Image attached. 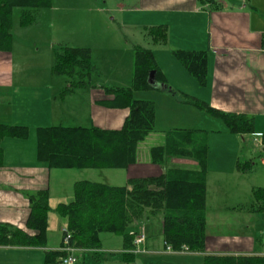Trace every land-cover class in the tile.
<instances>
[{"label":"crops","instance_id":"obj_1","mask_svg":"<svg viewBox=\"0 0 264 264\" xmlns=\"http://www.w3.org/2000/svg\"><path fill=\"white\" fill-rule=\"evenodd\" d=\"M121 1L123 7L119 9L123 10L122 19L126 26L131 23L148 28L167 26V41L153 40L156 47L147 48L153 51L164 80L172 84L171 89L201 99L221 111L247 115L253 118V130L244 134L233 132L221 118L209 114L222 121L216 129L209 133L206 131L209 152L216 137H219L222 147L215 163L213 159L211 161L212 152H208L211 165L207 171V238L203 252L169 250L163 235V217L158 215L135 221V231L143 230L141 226L145 222L148 227L147 239L135 255L122 235L102 232L101 246L79 248L75 264L81 256L83 264L88 259L98 264H205L207 255L264 256V236L258 237L251 227L252 221L264 217V137L255 136L264 134V0H215L214 3L201 0ZM145 33L148 34L147 31ZM179 49L206 51L205 83L201 84L177 57L175 52ZM215 49L227 51L216 53ZM3 56L5 62L2 64ZM9 59L8 52H0V80L14 89L23 78H19ZM68 86V82L64 85H41L43 94L35 92L19 106L10 103L0 108V123L27 126L30 135L36 136L35 145L31 142L26 144L27 137L5 136L0 141V222L29 233L34 231L26 226L29 215L27 193L47 189L49 205L54 209L58 203L72 199L74 183L78 180L122 186L131 177L156 176L164 170L151 160L150 149L164 144L166 132L170 130L160 132L156 128L140 143L137 160L128 167L49 168L40 161L37 157L38 127L60 125L120 129L130 113V109L121 103L115 106L105 103H112L114 99V95L107 93L105 88L120 85L82 84L71 89ZM150 89L161 93L157 97H164L162 99L173 97L163 86ZM150 89L135 91V98H150L141 95L142 91ZM14 91L0 92V99ZM174 99L179 101L175 96ZM174 129L202 128L177 127L171 130ZM178 158L181 157L172 158L168 164ZM183 159L180 161L198 167L196 160ZM74 171L83 177L75 176L74 173L78 172ZM255 190H260V198ZM156 218L162 219L157 222V229L151 221ZM63 225L65 219L54 210L49 211L45 243L34 246L0 243V264H47L46 252L60 249ZM262 225L264 227V222ZM215 226L217 229H213Z\"/></svg>","mask_w":264,"mask_h":264},{"label":"trees","instance_id":"obj_2","mask_svg":"<svg viewBox=\"0 0 264 264\" xmlns=\"http://www.w3.org/2000/svg\"><path fill=\"white\" fill-rule=\"evenodd\" d=\"M215 0H201L213 2ZM51 6V0H0V50L8 52L11 44V11L21 7L22 23L31 20L32 12ZM155 42L168 38L166 25H156L147 32ZM135 68L132 87H106L114 95L106 105L126 106L130 109L120 129L97 126L52 125L37 128V157L49 168H122L136 162L141 142L155 130L156 106L152 100L138 99L135 90L150 89L149 72L157 70V79L166 83L151 49L134 46ZM52 71L71 79L77 72L81 79L70 81L68 89L82 85L83 77L93 70L87 47L59 45L54 47ZM177 57L201 83L207 79L206 51L179 49ZM170 87V86H169ZM169 91V88H166ZM183 103L195 105L221 118L233 132L244 134L253 130V118L244 114L221 111L207 102L184 92L170 90ZM109 103V104H108ZM28 127L0 123V141L5 136L25 138ZM264 137V134H263ZM209 146L203 129H174L166 132L164 144L150 149L151 160L163 167L156 176L131 177L126 185H109L87 179L74 183L73 197L52 209L47 189L27 193L29 215L26 221L29 233L21 228L0 222V243L14 245H43L46 241L47 217L51 210L63 219L70 234L69 244L77 248H98L101 233L120 234L129 247L134 246V233L129 226L137 220L161 215L165 243L175 250L186 246L193 252H203L206 246V187ZM175 157L192 158L198 168L168 166ZM2 149L0 146V165ZM261 197L260 190H255ZM264 209V202H262ZM64 232L62 233V237ZM61 239V244H62ZM60 244V246H61ZM130 257L132 254H127ZM65 252H46L47 264H59ZM205 264H264L260 255H207Z\"/></svg>","mask_w":264,"mask_h":264},{"label":"rangeland","instance_id":"obj_3","mask_svg":"<svg viewBox=\"0 0 264 264\" xmlns=\"http://www.w3.org/2000/svg\"><path fill=\"white\" fill-rule=\"evenodd\" d=\"M128 5L130 4L128 3ZM119 7H123L121 0H51L50 7L33 10L31 20L28 23H22L21 13L23 8L13 7L10 23L9 62H13L14 71L18 72L19 78L23 79L20 84L14 86V89L0 80V92L5 93V91L15 90L14 93H8L0 99V108H4L1 105L7 106L4 104L10 103H13V106H19L24 99L30 98L35 92L43 94L41 85H64L67 82H76V80L82 78L77 72L69 79L65 74H56L52 71L55 61L54 47L59 45L89 48L90 61L94 68L83 77L82 84L88 86L120 85L121 87H132L135 68L134 46L143 45L142 47L145 48L156 46H154L153 39L145 33V31L148 32V27H142L134 23L126 26L122 19L123 10ZM0 52L4 53L5 51L0 50ZM4 58L3 56L1 59L3 60L2 64L5 62ZM170 83L168 82L171 87L172 84ZM142 92L143 97H150L147 100H156L157 120L155 128L160 132L177 127H188L202 128L209 133L208 131L216 129L217 124L222 123L221 120L212 117L209 112L195 105L180 104L179 101L174 99V96L168 97L169 100H174L169 101L162 99L164 97H157L161 93L154 89ZM35 138L36 136L30 135L29 132L26 144L31 142L35 145ZM210 145L211 151L209 154L212 152L211 161L213 159L215 163L218 161L217 155L222 147L219 137H216ZM183 158L175 159L168 165L178 168H198L192 163L180 161L184 160ZM209 165L211 163L208 159ZM74 175L83 177L80 172L74 173ZM159 219L151 220L156 229ZM263 222L264 217L252 221L251 227L258 237L264 236ZM260 226L262 228H259ZM141 227L147 236L148 227L146 222ZM213 229H217V227L215 226ZM133 230L134 224L129 226V231L134 232L135 230ZM90 255L87 254V256ZM77 264H83L82 256ZM84 264L98 263L88 259Z\"/></svg>","mask_w":264,"mask_h":264},{"label":"built area","instance_id":"obj_4","mask_svg":"<svg viewBox=\"0 0 264 264\" xmlns=\"http://www.w3.org/2000/svg\"><path fill=\"white\" fill-rule=\"evenodd\" d=\"M226 49H215L214 52L216 53H226ZM257 138L262 139L263 134L262 133H257L255 134ZM67 227L62 226L61 227V232H64V236L62 237V244L60 246V250L65 252V256L62 257L61 263L62 264H74L76 262V252L79 250V248L72 246L69 244V239H70V234L67 232ZM147 237L144 232V230H139L134 233V246L131 248V252L133 254H136L140 251L139 246H141L145 241ZM167 248L169 250H175L170 244H167ZM179 251H185L188 252V248L186 246H183Z\"/></svg>","mask_w":264,"mask_h":264},{"label":"water","instance_id":"obj_5","mask_svg":"<svg viewBox=\"0 0 264 264\" xmlns=\"http://www.w3.org/2000/svg\"><path fill=\"white\" fill-rule=\"evenodd\" d=\"M148 82L153 87L159 88V87H162L163 86L164 88H169L170 90H172L168 86V84L161 83V82L158 81V79H157V70H152V71L149 72Z\"/></svg>","mask_w":264,"mask_h":264}]
</instances>
